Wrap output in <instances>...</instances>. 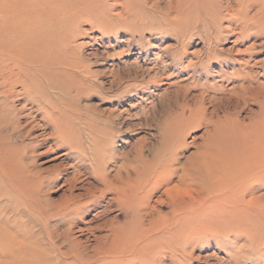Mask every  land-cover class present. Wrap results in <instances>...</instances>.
Instances as JSON below:
<instances>
[{"label": "rangeland", "instance_id": "obj_1", "mask_svg": "<svg viewBox=\"0 0 264 264\" xmlns=\"http://www.w3.org/2000/svg\"><path fill=\"white\" fill-rule=\"evenodd\" d=\"M190 1L132 0L135 15L128 11L123 25L113 20L118 4L107 0V11L96 10L98 22H107L104 11L113 24L96 26L83 14L63 20L44 41L48 47L38 45L31 26L21 37L2 38L0 23L5 50L22 38L36 59L0 49V104L9 107L0 157L26 167L16 178L0 170V237L11 242H0V264H12L14 248L37 245L45 255L41 264H264V210L255 208L246 229L209 232L186 248L188 256L172 258L181 244L115 252L123 245L119 227L136 215L144 226L151 219L114 180L119 170L134 177V167L173 147L188 161L221 137L243 135L264 105V24L237 10L228 14L230 0ZM23 3L9 0L3 8L20 14ZM30 14L22 12L26 25ZM53 77L65 85L64 99L49 84ZM189 109L195 120L179 126ZM162 190L147 199L161 208L156 219L170 211L160 207Z\"/></svg>", "mask_w": 264, "mask_h": 264}, {"label": "bare ground", "instance_id": "obj_2", "mask_svg": "<svg viewBox=\"0 0 264 264\" xmlns=\"http://www.w3.org/2000/svg\"><path fill=\"white\" fill-rule=\"evenodd\" d=\"M8 1L0 0V23L5 25L2 38H6L5 35H17V38L27 32V28L31 26L32 31L35 32L36 41L40 40L38 45L48 47L52 44L46 45L44 41L47 39L52 40L53 29L57 28V23H63V20L69 22V20L77 19L80 14H83L86 18L94 17L96 26L104 25L105 28L106 24L107 26L113 24L111 18L105 16L107 14L104 11L101 15L107 22L105 24L98 22L100 14H97L96 10L101 7L107 11V0H23L24 3L19 7L21 11H18L21 13L15 15L7 9L9 8V5L6 6ZM114 1L118 4L119 10L115 12L114 16L116 18L113 20L125 25L130 20V16L127 17L128 11L129 15H135V12L131 14L128 5L132 0ZM195 2L198 3L197 0ZM211 3L209 2V4ZM204 5L203 8H205ZM235 5L238 7L235 8ZM4 6L7 8H3ZM226 7L230 11L227 12L228 14L237 10L243 12L249 20L259 19V23L264 24V0H230L226 1ZM254 7L256 8L255 12L249 15V10ZM25 8L31 10V14L26 15L32 20L29 25L24 23L22 17ZM188 9L192 8L188 7ZM205 13L207 14V11ZM10 17L15 18V20L8 21ZM2 43L0 41V49L3 47V50H1L5 56L10 55L9 52H11L21 54L27 58L31 54L33 57L34 52L29 51L30 48L22 41V38L19 41L9 42L6 50ZM5 56L2 57V61ZM35 60L33 57L32 62ZM63 75L64 71L61 72L62 77ZM61 76L59 79L63 81ZM59 83L54 77L49 82L51 86H55V89L58 90V96L60 94L64 99L65 85ZM8 108L0 104V131L8 120L6 116ZM260 110L259 116L251 122L248 126L250 128H247L243 135L239 137L232 135L228 138L229 140L221 137L220 144L206 150L198 148L196 152L191 153L188 161L181 162L176 155L177 148L173 147V151L162 153L157 159L143 161L140 169L134 167L131 170V172H134V177L127 170L124 174L119 170L115 174L114 180L122 187L123 191L127 190V195L136 208L146 210L141 215H151V219L148 225L144 226L140 216L136 215L127 221L125 226L119 227L118 229L122 233L123 245L117 251H114L122 255L128 249L133 248L142 252V250L146 251L148 249L159 251L185 245L183 250L175 249V252L171 253L170 251V254L172 258L180 254L188 256V253L185 254L186 248H194V243L203 239L209 232L218 233V231L220 232L221 229L228 226L246 229L252 218V215L248 213L251 208L264 210V195H256V192L264 189V105ZM194 116L195 114L189 109L188 116L183 117L179 126H182L185 120H195ZM257 123L259 124L256 125ZM207 134L212 136L210 130L207 131ZM223 136L225 135L223 134ZM25 168L24 166L21 168L9 165L6 159L0 157L1 172L12 176V178L18 177V173L23 174L22 171ZM12 178L9 183L15 187L16 183ZM159 187L163 188L162 195L165 201L164 205L160 207H170V211L156 219L152 215L160 212L161 208L158 207L159 205H149L147 199L150 192L153 189L157 190ZM107 190L109 189L107 188ZM122 190H120L121 194L124 193ZM144 192L147 196L140 195ZM163 200L159 201L158 199L157 201L163 203ZM173 205H176V207H173ZM3 238L5 237H0V242L11 247V242L8 239L4 241ZM14 249H17L18 252L14 254L16 259L11 260L12 264H41L40 261L45 258V255L40 254L41 250L38 245L34 248L18 247ZM20 253L27 254L29 258L25 260L22 255H19ZM142 254L139 253V255ZM7 255H9V252Z\"/></svg>", "mask_w": 264, "mask_h": 264}]
</instances>
